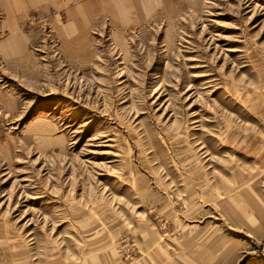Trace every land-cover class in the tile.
<instances>
[{
    "label": "rangeland",
    "instance_id": "rangeland-1",
    "mask_svg": "<svg viewBox=\"0 0 264 264\" xmlns=\"http://www.w3.org/2000/svg\"><path fill=\"white\" fill-rule=\"evenodd\" d=\"M0 264H264V0H0Z\"/></svg>",
    "mask_w": 264,
    "mask_h": 264
}]
</instances>
